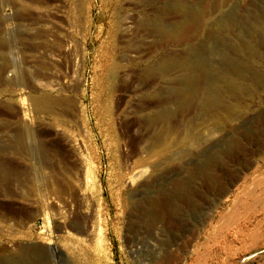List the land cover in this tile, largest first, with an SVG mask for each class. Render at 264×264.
<instances>
[{"label":"rangeland","instance_id":"rangeland-1","mask_svg":"<svg viewBox=\"0 0 264 264\" xmlns=\"http://www.w3.org/2000/svg\"><path fill=\"white\" fill-rule=\"evenodd\" d=\"M171 1L0 0V264L20 251L42 252L36 264H264V189H244L264 155V84L232 99L230 127L202 118L198 102L178 112L161 95L165 80L147 73L184 54L145 25L177 23L158 10ZM226 18L236 28L225 44L262 50L264 0H232L206 26ZM226 57L212 47L215 63ZM165 109L168 124L147 121ZM237 127L255 136L217 164L212 187L197 174L200 154ZM196 174V206L181 201L169 214L166 192ZM150 200L161 202L153 221L143 214Z\"/></svg>","mask_w":264,"mask_h":264},{"label":"bare ground","instance_id":"bare-ground-1","mask_svg":"<svg viewBox=\"0 0 264 264\" xmlns=\"http://www.w3.org/2000/svg\"><path fill=\"white\" fill-rule=\"evenodd\" d=\"M231 1L173 0L167 6L158 5V10L162 16L169 13L177 15L179 17L177 23L172 26H164L160 22H157V19L145 22V25L150 26L158 38L160 37L162 38L161 40H167L175 45L179 44L184 51V54L180 58H165L166 60L162 59L154 67L147 68L149 75L162 78L163 81L165 80L166 90H163L165 93L161 94L163 98L170 101L173 100L177 111L183 113L190 110L198 102L200 116L202 118H214L218 125L223 127H230L229 124L237 118L236 110L231 106L232 99L240 101L245 97L248 93V84L256 85L260 88L264 84V77L262 76V73H264V42H260V46H262L260 52H254V46L248 44L243 39V41H235L232 45L225 44L222 36L224 34L233 35L236 28L234 22L227 18L223 23L220 22V24H209L206 26ZM193 37H204L206 41L204 40L197 44L193 41ZM0 44H5L3 38L0 39ZM215 44H222L225 54L233 60H229L226 57L224 63L220 65L215 63L211 58L212 47ZM257 46L259 47L258 43ZM15 80H13L12 85L23 82L21 79ZM32 104L36 103L33 102ZM39 105V103H37V106L35 105L36 109L40 108ZM173 116V112L165 109L151 115L147 121L150 124L154 122L168 124ZM239 127L234 128L233 139L229 140L227 139V135L223 136L220 140V145L216 146V148L214 146L215 150L213 153L208 155L203 151L200 154L205 160L198 167L197 174L205 178L209 183L208 185L212 187H216L218 184V176L216 174L217 164L231 158L233 149L239 146V139L252 140L255 136L256 131L253 128L248 133H243L242 131L241 133ZM30 136L32 134L28 130L24 134H20L17 139L18 144L24 146L26 138ZM197 136L195 133L190 132L186 139L191 144H195L196 142L194 143V141H200V138L198 137L199 139H197ZM34 151L40 152V147L34 149ZM257 163H260V165L255 169L250 168L249 175L247 174L248 176L246 175L244 178V183L248 185L244 186V189H251L250 187H253L254 191L252 195L255 194L256 188L261 187L264 189V155L258 157ZM197 174L187 181L177 184L173 193L166 192L162 203L168 207L169 214L176 216L181 209L183 211V206L179 204L181 201L187 205L196 206L194 200L196 192L193 182L198 177ZM243 201L242 197H236L234 201L236 206L231 216ZM159 203L161 202L150 200L145 205L143 214L146 220L153 221L155 219ZM215 216L214 214L212 217L214 218ZM218 228L222 227L219 226ZM220 232L221 229L218 230V233ZM18 253L15 260L16 264H36L37 260L39 261L42 258V252L32 251L28 253L27 251H20ZM255 255L253 254L252 256Z\"/></svg>","mask_w":264,"mask_h":264}]
</instances>
